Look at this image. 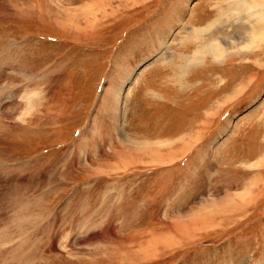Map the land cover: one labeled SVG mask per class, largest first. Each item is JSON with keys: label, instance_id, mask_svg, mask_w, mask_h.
Listing matches in <instances>:
<instances>
[{"label": "rangeland", "instance_id": "374dc122", "mask_svg": "<svg viewBox=\"0 0 264 264\" xmlns=\"http://www.w3.org/2000/svg\"><path fill=\"white\" fill-rule=\"evenodd\" d=\"M248 19L264 0H0V264H264Z\"/></svg>", "mask_w": 264, "mask_h": 264}, {"label": "bare ground", "instance_id": "6f19581e", "mask_svg": "<svg viewBox=\"0 0 264 264\" xmlns=\"http://www.w3.org/2000/svg\"><path fill=\"white\" fill-rule=\"evenodd\" d=\"M232 5V4H231ZM253 7V6H252ZM250 8V7H249ZM248 9V8H247ZM252 8H250V10H251ZM248 11V14L249 15H252V14H254L256 11ZM218 16H220V13H219V15ZM254 16V15H253ZM252 16V17H253ZM249 20V22H250V24H252V38H261V37H263L264 36V26H262V24L259 22V21H257L256 19H248ZM260 20V19H259ZM262 20V19H261ZM249 26V25H248ZM260 32V33H259ZM263 39V38H262ZM261 40V39H260ZM263 41V40H262ZM213 48H215V47H213ZM215 51H216V49H215ZM218 53V50L216 51V54Z\"/></svg>", "mask_w": 264, "mask_h": 264}]
</instances>
